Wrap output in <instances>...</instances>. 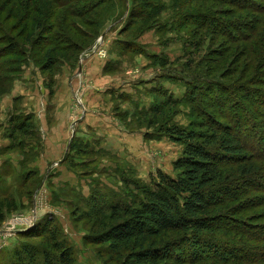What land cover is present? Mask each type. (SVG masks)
Instances as JSON below:
<instances>
[{
  "label": "rangeland",
  "instance_id": "1",
  "mask_svg": "<svg viewBox=\"0 0 264 264\" xmlns=\"http://www.w3.org/2000/svg\"><path fill=\"white\" fill-rule=\"evenodd\" d=\"M38 1L39 6L54 13L55 21L63 23L59 28L62 32L58 29L35 32V20L40 18L35 9L27 14L30 22H22L21 16L28 6H36ZM142 1L84 0L97 8L84 20H79L62 7L52 8L54 0H0V49L14 42L22 44L21 54L8 56L0 62V106L5 104L7 94H12L14 85H21L23 89L24 82L32 80L34 92H31H40V109H47L49 120H54L49 113L55 111L53 102L59 76L67 73L71 85H76L69 103L71 129L69 133L65 130L66 135L73 133L71 144L76 149L71 150L70 144L64 159L60 163H48L44 173L36 166L34 170L26 166L24 177L14 172L6 179L12 191L6 197L0 194L1 217L5 218L0 223V264L15 263L16 253L26 246L35 247L40 253H55L57 245L72 249L77 264H148L136 261L132 247L115 252L109 242L101 241L105 227L119 221L112 218V211L104 204L128 202L134 190L133 181L148 184L159 171L175 175V163L183 154V146L165 136L162 128L177 124L208 131L207 115L232 132L241 131L252 151L241 163L255 167L248 186H243L247 191L242 199L245 201L237 207L245 209L244 214L231 216L228 224L226 220L221 221L218 230L223 227L226 231H218L216 238L227 249H238L237 256L247 252L246 256L264 257V70H259L260 76L255 77L256 62H252L259 57L254 49L264 38L259 37V34L264 36V0H243L240 15L234 19V27L239 30L234 32L227 31V27L209 30L204 26L206 17L199 19V14L188 12H210L212 20L224 21L227 19L224 12L229 8L222 3L148 0L154 6L164 4L166 10L159 18L145 24L143 20L135 22ZM252 4L256 12L250 10ZM26 24H29L27 31L35 32L37 42L34 45L23 44ZM255 26L259 27V32L253 30ZM55 36L61 41L57 45L53 41ZM54 48L58 49L55 68L44 71L46 54ZM250 52L251 62L247 56H242ZM89 56L98 62L94 72L103 75H91V84L84 86V74H87L84 61ZM12 58L18 60L12 61ZM9 71L10 75H16L9 81V84L12 82L10 90L6 88L9 84L3 83ZM25 74L30 75L25 78ZM105 77L113 79L107 90L108 85L105 87L98 82ZM206 78L213 82V94L202 85ZM44 82L47 92L40 87ZM128 84L132 89L125 91ZM232 84L241 89H233ZM191 88L198 91L195 97ZM91 91L97 102L91 99V134H88L90 131L77 127L88 113L87 95ZM213 95L218 98L217 104L211 100ZM171 96L176 104H168ZM23 99L22 96L15 99L16 110H23ZM156 110L161 112L157 114ZM17 115L34 117L38 139L27 141L23 149L16 151L27 161H36L45 154L43 142L50 139L49 132L40 128L33 113ZM10 117L5 121L0 119V129L9 126ZM105 132L108 133L105 135ZM79 146L83 152H77ZM227 162L235 165L226 172H235L239 160ZM63 166L75 180L59 171ZM0 181L4 179L0 177ZM96 203L102 214L98 213V208L94 212ZM36 209L37 224L50 223L48 228L56 227L60 232L57 240L52 239L49 232H38L32 238L24 237L21 232L5 240L4 233L14 216L32 217ZM230 231L232 233H228ZM160 243L161 247L174 243L175 248L180 246L183 250L179 249L180 254L159 264H221L213 260L191 262L187 242L178 234H170ZM38 261L36 264L43 262L41 258ZM242 264L264 262L255 259Z\"/></svg>",
  "mask_w": 264,
  "mask_h": 264
},
{
  "label": "trees",
  "instance_id": "2",
  "mask_svg": "<svg viewBox=\"0 0 264 264\" xmlns=\"http://www.w3.org/2000/svg\"><path fill=\"white\" fill-rule=\"evenodd\" d=\"M54 1L52 8L62 7L66 12L69 11L72 17L79 20L91 14L97 8V5L91 6L90 2H83L84 0ZM209 1H213L217 5L222 3V5L229 8L224 12V16L227 18L226 21L224 20L225 17H222L224 21H219L221 24H218L217 19L212 20V13L210 12L205 14L201 11H196V13L193 10L188 12L199 14V19L206 17L204 18V26H207L209 30L215 27H227V31H237L238 28L234 27V19H237L240 15L239 10L243 6V0ZM80 3L83 4L82 7ZM37 4L36 6H28L27 12L21 16L22 22H30L31 18L27 17V14L35 9L40 16L38 21L35 20V23L37 22L35 32H45L51 29L61 31L59 29L61 23L55 21L54 13L51 10H46L43 6H39V1ZM251 6L253 7L250 10L255 11V5L252 4ZM202 8L204 7L201 6L200 9L202 10ZM165 10L166 6L164 4L154 6L150 1L143 0L141 7L138 9V12H140L136 14L138 19H135V22L143 20L145 24H148L149 21L159 18ZM241 11L244 10L241 9ZM25 27L27 34L23 44L34 45L37 42L34 38L35 32L27 31L29 24H26ZM253 30L259 32V27L255 26ZM259 37L261 39L264 36L259 34ZM2 38L5 39V36H2ZM53 41L55 45L61 42L58 36H55ZM21 45L14 42L9 47L0 49V62L8 56L21 54ZM57 50L54 48L46 54L47 62L42 65L44 71H51L55 68L56 61L54 60H57ZM254 50L259 53L258 59H252V62H256L254 66L255 77H259V70H264V38ZM242 56H247V59L251 62V52L250 55ZM13 60L18 59L12 58ZM11 73L9 71L7 74L10 75ZM9 75L4 77L3 83L5 85L6 83L8 85L9 81L14 80L16 77V75ZM212 83L207 78L202 83L210 89V94L214 93ZM11 84L12 82L6 88L10 90ZM231 87L237 90L241 89V87H236L234 84ZM190 92L195 97L198 91L191 88ZM211 100L215 104L218 103V98L214 95L211 96ZM223 101H225V98H223ZM176 102L172 98L168 104H176ZM160 112L161 110H156L155 113L159 114ZM17 114L11 115L9 126L6 128L13 150L23 149L27 141L38 139L37 129H35L33 122L34 117L32 115L18 116ZM205 121L207 122L205 124L208 131L200 128L196 129L195 127H182L177 124L162 128L165 136L183 146V154L175 163V175L159 171L148 184L133 181L132 189L134 190L130 198H127L128 202H119L110 206L104 204L112 211V218H118L119 221L108 226L104 225L106 231L102 234L104 236L101 241L109 242L115 252H120L122 248L132 247V256L137 262L159 264V262L165 261L173 255L180 254L179 249H182V247L175 248L174 243H170L165 247L160 246L162 245L160 242L164 237L166 238L170 234H178L187 242L190 251L188 257L194 263L213 260L221 264H242L244 262H254L255 259H259L260 263L264 262V257L258 254L246 256L248 255L247 252H243L242 256H237L238 249L229 250L216 238V235L220 233L218 231H226L223 227L218 230V224L221 221L226 220V224H228L227 220H231V216L244 214L243 210L245 209L237 207L243 205L245 201H242V199L247 196V191L243 186H248L249 178L255 173V167L241 163L242 160L250 157L252 151L243 140L240 130L237 131L239 133L232 132L231 129L214 121L209 115L205 117ZM80 146L77 152H83L84 149ZM70 148L74 150L76 146L71 144ZM229 159L236 162L239 160V163H236V168H234L235 172H226V169L232 167L231 165H235L228 163ZM23 182L25 184L24 180ZM97 208L98 213L102 214L103 212H101V208L99 209L98 203L93 208L94 212ZM2 213L3 211L0 208V223L5 220L1 217ZM49 225L51 224L41 225L38 223L34 228L21 234L24 237L32 238L38 232L40 234L49 232L50 237L57 240L60 232L54 226L48 228ZM55 251V253L52 251L40 253L39 249L26 246L16 253V262L13 264H36L40 258L43 261L42 264H77L72 249L57 245Z\"/></svg>",
  "mask_w": 264,
  "mask_h": 264
},
{
  "label": "crops",
  "instance_id": "3",
  "mask_svg": "<svg viewBox=\"0 0 264 264\" xmlns=\"http://www.w3.org/2000/svg\"><path fill=\"white\" fill-rule=\"evenodd\" d=\"M97 67H98V62L95 59H91V56L86 58V61H84V70L87 71V74H84V86H86L87 83L91 84V79H92L91 75L95 77H99L103 75V73H100L99 75L98 73L94 72V68ZM29 75L30 74L27 75L25 74L24 76L26 78ZM98 82L102 83L103 86L105 87L108 85L105 88V90H107L109 86L113 84V79L112 78L109 79V77H105L104 79L99 80ZM24 85H26V87L23 89L21 88V85L20 86L18 84L14 85L15 88L12 91V94L11 93H10L11 95L7 94L6 98L4 99L5 104L3 106H0V119L3 121L8 120L10 117L9 114L33 113L36 117L37 123L39 124L40 128H42L43 130L47 129V131L49 132L50 139L48 140V142L47 139L45 143L43 142L45 154H41V156H39L36 159V161H27L25 159V156L20 151H16V149L14 150L11 149V141L6 132L7 127L4 129H0V177L4 179V181L0 183V186L5 187V189H0V194L2 193L4 197L8 196V194H10L12 191L11 189H9L10 182L6 181V179L9 178L10 174L15 172L17 176L22 175V177H24L26 166L30 167L31 170H34L36 166L38 167L40 172L44 173L48 168V163L50 162L60 163L64 159L65 154L73 138V133L70 132V135H66L67 133L65 132V130H67V132L69 133L68 129H71V123H70L71 111L69 109V105H70L69 103H70V96L72 93V89L76 88L75 84L71 85L68 74L65 73L59 76L58 78L57 94L55 97V101L53 102L55 103V108H54L55 111L53 113L52 112L49 113V114H53L54 120L53 119L49 120V117L47 116L48 114L47 109H40L41 97L40 95H38L40 92L38 90H35V93H32L34 92L32 91L33 88L32 80H27L26 82H24ZM40 87H42L47 92L45 82ZM124 89L125 91H130L132 88L128 84V87L126 88L125 86ZM93 95H94V91H91L89 95H87L88 113L85 116L84 121L80 123L81 126L77 127L78 129L83 130L85 132L90 131L88 134H91V103H92L91 99L95 101L94 103L97 102L96 99L92 98ZM19 96H22L24 98L22 111H18L16 110V107H14L15 104L14 101ZM46 97H48L49 99L48 93ZM42 101L45 100L42 99ZM107 133L108 132H105L104 134L106 135ZM59 171H61L63 175L73 177V179L75 180V177L68 172L65 166L60 167ZM73 184H76L75 181Z\"/></svg>",
  "mask_w": 264,
  "mask_h": 264
},
{
  "label": "built area",
  "instance_id": "4",
  "mask_svg": "<svg viewBox=\"0 0 264 264\" xmlns=\"http://www.w3.org/2000/svg\"><path fill=\"white\" fill-rule=\"evenodd\" d=\"M32 214V217L24 216L19 218L18 216H14L12 223L7 226V231H5L4 233L3 237L5 238V240H7L6 238H10V236L12 235L32 229L39 220L37 209ZM15 222L17 223L15 224Z\"/></svg>",
  "mask_w": 264,
  "mask_h": 264
},
{
  "label": "bare ground",
  "instance_id": "5",
  "mask_svg": "<svg viewBox=\"0 0 264 264\" xmlns=\"http://www.w3.org/2000/svg\"><path fill=\"white\" fill-rule=\"evenodd\" d=\"M17 222H15V224H16Z\"/></svg>",
  "mask_w": 264,
  "mask_h": 264
}]
</instances>
